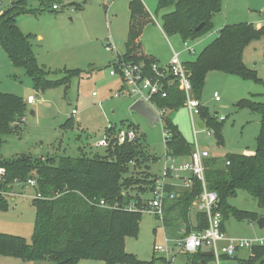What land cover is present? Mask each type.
I'll list each match as a JSON object with an SVG mask.
<instances>
[{
	"label": "trees",
	"instance_id": "trees-1",
	"mask_svg": "<svg viewBox=\"0 0 264 264\" xmlns=\"http://www.w3.org/2000/svg\"><path fill=\"white\" fill-rule=\"evenodd\" d=\"M0 1L3 4L4 0ZM28 1L11 0L6 7L0 6V48L14 67L24 69L35 92L59 86L67 88L70 78L78 76L81 71L64 70L62 78L49 80V72L38 65L28 36L19 30L16 22L17 16L22 14L35 15L49 8L57 11L64 0H34L43 6L39 10L27 8ZM221 3L222 0H157L156 11L170 9L161 16V29L166 36L177 35L183 42L194 41L212 30V17L220 12ZM53 5L57 10L52 9ZM76 9L80 10L79 6L76 5ZM128 11L124 53L118 58L126 65H142L143 73L152 77L151 66L158 65V61L144 52L139 40L152 20L141 0H130ZM263 36L264 26L256 27L247 22L224 25L195 58L182 62L189 75L192 97L199 101L209 72L260 83L255 71L245 67L242 54L247 45L260 41ZM168 77L167 80L172 82L164 85L166 97L155 96L150 103L163 112L160 120L166 153L183 161L191 156L194 147L185 140L169 114L185 106V96L173 78ZM25 103L19 96L0 92V146L3 137L15 132L18 122H22ZM235 106L260 115L254 152L226 154L223 159H205L204 181L207 189L218 196L222 224L229 217L238 222L256 224L261 218L259 214L236 209L228 201L235 198L238 191H243L255 200L257 208L264 209V102L240 99ZM199 117L216 145L223 146L222 121L210 115L201 105ZM71 122L68 119L63 127H71ZM124 127L133 128L138 134L137 126L129 123ZM80 154L44 159L22 154L7 160L0 154V167L4 169L0 189L9 190L15 180L21 183L30 179L35 181L34 198L31 200L35 218L30 242L20 236L0 233V256L21 261L49 260L53 264H78L81 261L171 264L165 257L154 255L150 261H140L125 251V239L137 237L141 215L146 209V200L141 197L146 192L150 193L155 181V176L147 172L148 168L142 170V165L150 157L144 155L139 136L129 143L112 142L104 150V155L87 157L84 153ZM140 168V173H135ZM201 190L200 181L192 178L189 188L179 190L174 200H167L164 213L177 216L174 226L182 224L185 235L207 228L206 217L201 212H196L194 225L189 222L192 204ZM100 201L104 207L98 206ZM7 207L8 203L0 197V210L5 211ZM162 222L165 226L169 225L165 219ZM181 236L179 233L177 238ZM203 253L201 250L182 252L189 258V264H207L213 260L203 256ZM224 260L235 264H264V247H252L246 258L236 255L231 260L224 257Z\"/></svg>",
	"mask_w": 264,
	"mask_h": 264
},
{
	"label": "rangeland",
	"instance_id": "rangeland-1",
	"mask_svg": "<svg viewBox=\"0 0 264 264\" xmlns=\"http://www.w3.org/2000/svg\"><path fill=\"white\" fill-rule=\"evenodd\" d=\"M129 1L113 0L108 3L106 0H64L57 11L49 8L35 15L17 16L18 28L28 36L37 63L49 72V80L62 78L64 70L78 69L81 72L70 78L67 88L59 86L35 92L24 69L14 67L0 48V92L19 96L24 102L28 96L34 98L32 104L25 103L24 116L22 122H18L16 131L3 137L0 146L3 159H13L22 154L30 155L33 159L79 156L80 153L87 157L104 155L106 148L95 147L96 142L104 137V131L106 133L110 127L112 134L118 128L125 129L124 126L131 123L138 127L139 143L144 155L150 157L142 165V170L148 168L147 172L151 176L161 172L165 156L163 124L160 120L149 125L144 118L130 110L134 99L128 96V90L118 76L122 63L117 55L124 53ZM141 1L152 20L143 30L142 46L146 52L154 51L161 45L158 34H155L160 31L158 27L161 26V16L170 9L156 11L157 0ZM3 2L6 7L11 0ZM76 5L80 10L76 9ZM42 7L37 1L27 2V8L39 10ZM259 21L264 25V0H222L220 12L212 17V30L194 41H189V44H198L194 50L197 55L210 38L216 37L220 25L247 22L261 26ZM168 38L177 50L183 49V41L179 36ZM106 45H109V50ZM185 56L194 58L189 53H185ZM242 61L245 67L255 71L260 83L242 80L233 75L209 72L199 99L200 105L210 115L222 121L223 146L216 145L207 128L197 126L202 123L199 116L194 118L193 128L187 108L182 107L169 114L185 140L193 144L194 148L197 146L199 150L206 151L210 157L223 159L226 154L254 152L260 115L247 109H237L235 104L240 99L264 102V36L260 41L251 42L244 48ZM111 70H115L117 74L111 76ZM169 78L166 77L163 83H171V80H167ZM118 90L124 94L115 96L119 93ZM92 92L95 93L94 97ZM214 93L219 95V102L214 100ZM72 110L76 113L71 116ZM68 119L72 120L71 127L65 128L63 126ZM140 170L141 168L135 170V173H140ZM24 184L13 182L9 190L0 189L3 193L0 197L8 203L5 211L0 210V233L20 236L30 242L35 218V208L31 204L34 190ZM19 192L22 196L17 195ZM141 198L150 200L151 194L146 192ZM167 203L165 201L164 210ZM228 203L242 211L256 212L264 219V209L257 208L255 200L243 191H238L236 197L229 199ZM195 214L196 208L191 207L190 223ZM176 218L174 213H164L162 220L158 219L146 207L141 215L137 237L125 239V251L140 261H150L153 255L164 257L154 251V246H163L164 238L178 237L177 227L174 226ZM164 219L169 221V225L163 224ZM222 225L228 238L264 239V228L259 229L255 223L246 224L229 217ZM247 256L246 251L241 252L240 257ZM166 260H170L171 264H189V258L182 252ZM80 263L102 264L95 261ZM0 264L53 263L49 260L21 261L0 256ZM207 264L215 262L212 260ZM225 264L235 263L228 261Z\"/></svg>",
	"mask_w": 264,
	"mask_h": 264
},
{
	"label": "built area",
	"instance_id": "built-area-1",
	"mask_svg": "<svg viewBox=\"0 0 264 264\" xmlns=\"http://www.w3.org/2000/svg\"><path fill=\"white\" fill-rule=\"evenodd\" d=\"M112 1L106 0L108 3ZM52 9L57 10V7L53 5ZM182 46L185 52L194 54V48L189 44V41H184ZM106 48L109 50V45H106ZM151 73L154 74L153 77L144 74L142 65H126L122 63L118 76L122 85L128 90V96L133 98L134 102L139 100L144 101L160 118L163 112L155 109L150 101L155 96L166 97L163 80L170 75L173 81L177 83L178 89L184 93V107L189 111L192 126L195 128L194 118L199 116L200 103L192 97L189 75L184 70L178 54L173 53L166 66L160 67V65L153 64L151 66ZM109 74L114 76L117 73L115 70H111ZM118 92L115 96L124 94L122 91L118 90ZM92 96H95V93H92ZM213 98L216 102L220 101L217 93L213 94ZM26 102L27 104H32L34 98L30 96L26 99ZM75 113V110H72L71 116ZM107 130H111V128L109 127ZM107 130L106 133L104 131V137L96 142L95 147L107 148L112 142L114 144L133 142L138 136L137 131L133 128H118L112 134ZM163 137H165V134ZM209 157L206 151L199 150L197 146L193 149L191 156L184 161L171 157L165 151L164 165L160 174L155 177L152 190L150 191L151 199L146 201L148 212L162 220L164 202L177 198L178 191L181 190L179 188H189L192 178H195L200 181L202 190L193 202L192 207L196 208V212L203 213L207 221V228L203 231H191L185 235V231L183 230L181 232L183 236L176 239L164 238L163 246H154V251L163 254L166 259L179 252L193 253L201 250L203 252H211V257L215 264H225L227 261L224 260V257L231 260L243 251H246L249 255L254 246L264 247V239L228 238L224 234L222 229V214L218 209V196L214 191L207 189L204 181V160ZM3 176L4 169L0 167V183L3 180ZM14 184L21 185L24 183L15 180ZM24 185L33 188L35 181L30 179ZM169 187L174 190H169ZM2 194L0 191V195ZM98 206L104 207L103 202L100 201ZM128 209L130 210L131 206Z\"/></svg>",
	"mask_w": 264,
	"mask_h": 264
},
{
	"label": "crops",
	"instance_id": "crops-1",
	"mask_svg": "<svg viewBox=\"0 0 264 264\" xmlns=\"http://www.w3.org/2000/svg\"><path fill=\"white\" fill-rule=\"evenodd\" d=\"M3 4H1V6L2 5H4V2H2ZM148 12V11H147ZM17 22V21H16ZM232 23H239V22H230V23H228V24H232ZM253 24V23H252ZM258 24H260L261 25V21H259L258 22ZM224 25H226V24H222V25H220V27H219V29H218V31L224 26ZM18 26V25H17ZM147 26V25H146ZM261 26H264V25H261ZM261 26H256V27H261ZM158 29L160 30L158 33H155V34H158V42L159 43H161V45H160V48L159 49H157V50H154V51H152V50H149V52H146V50H144V48H143V50H144V52L146 53V54H149V55H151V56H153L158 62V65H160V66H166L168 63H169V61H170V59H171V57H172V54L173 53H176V54H178V57H179V59L183 62V61H187V60H191L190 58H186V56L184 57V54L186 53L187 54V52H185L184 51V49H181L180 48V50H177L170 42H169V38H168V36H166L165 34H164V32H163V30L161 29V26L160 27H158ZM217 34H218V32H217ZM142 35H143V32H142V34H141V37L139 38V40H140V42H141V38H142ZM217 36V35H216ZM215 38V36H213V38H210V40H208V42H206V44H204V46H206L211 40H213ZM165 43H167V45L165 44ZM141 44H142V42H141ZM197 43H192L191 44V46L194 48V50L196 49V47H197ZM167 46V47H166ZM203 46V47H204ZM143 47V46H142ZM202 47V48H203ZM202 50V49H201ZM200 50V51H201ZM189 55H193L194 56V58H195V52H194V54H190L189 53ZM117 56H120V55H117ZM116 56V57H117ZM193 59V58H192ZM115 60V59H114ZM113 60V61H114ZM161 63H163V64H161ZM165 63V64H164ZM119 89V88H118ZM92 93H94V92H92ZM91 93V94H92ZM28 97H30V96H28ZM27 97V98H28ZM94 97V96H93ZM26 102V101H25ZM27 104V103H26ZM28 105H30V104H28ZM199 149V148H198ZM185 160H187V159H185ZM184 161V160H183ZM160 174V173H159ZM158 174V175H159ZM157 175H155V177H156ZM18 196H22L21 195V193L19 192L18 194H17ZM12 200H14V199H12ZM192 219V218H191ZM192 222H194V219H192V221H191V223ZM246 224H253V223H248V222H246ZM264 228V227H263ZM185 229V227H183L182 226V224H180L178 227H177V230H176V232H177V235H179V233H181L180 231H182V230H184ZM223 232H224V230H223ZM225 234V233H224ZM177 237V236H176ZM176 237H174V238H176ZM239 257L241 256V254H239L238 255ZM82 262V261H81ZM230 262H232V261H230ZM226 263H228V261L226 262ZM78 264H81L80 262L78 263ZM181 264H184V262L183 263H181Z\"/></svg>",
	"mask_w": 264,
	"mask_h": 264
},
{
	"label": "water",
	"instance_id": "water-1",
	"mask_svg": "<svg viewBox=\"0 0 264 264\" xmlns=\"http://www.w3.org/2000/svg\"><path fill=\"white\" fill-rule=\"evenodd\" d=\"M200 28L201 25L196 30L198 31ZM130 110L144 118L149 125L160 121L159 116L142 100L133 102L130 106ZM197 126L203 128V123H198ZM256 225L259 229H262L264 227V219L259 218ZM203 256L211 257V252H204Z\"/></svg>",
	"mask_w": 264,
	"mask_h": 264
}]
</instances>
